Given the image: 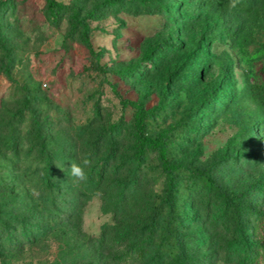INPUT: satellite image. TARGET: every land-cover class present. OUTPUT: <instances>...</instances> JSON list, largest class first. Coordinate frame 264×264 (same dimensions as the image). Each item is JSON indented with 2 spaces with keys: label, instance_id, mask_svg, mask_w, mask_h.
Here are the masks:
<instances>
[{
  "label": "rangeland",
  "instance_id": "374dc122",
  "mask_svg": "<svg viewBox=\"0 0 264 264\" xmlns=\"http://www.w3.org/2000/svg\"><path fill=\"white\" fill-rule=\"evenodd\" d=\"M57 1L0 0V264H264V0Z\"/></svg>",
  "mask_w": 264,
  "mask_h": 264
},
{
  "label": "trees",
  "instance_id": "16d2710c",
  "mask_svg": "<svg viewBox=\"0 0 264 264\" xmlns=\"http://www.w3.org/2000/svg\"><path fill=\"white\" fill-rule=\"evenodd\" d=\"M47 1L52 10L53 16L56 17L58 12L63 9L64 5L58 2L57 0H47ZM134 105L137 106V110L134 116V126L136 129L135 134H136L141 150L146 146L159 149L161 164L163 165L166 172L172 178L173 177L172 172H173L174 166L168 163V160L166 157V149H165V145L163 142L164 140L163 136L159 135L156 138H150L145 135L144 116L145 114L148 113V111H146L141 104L134 103ZM204 181L206 182V185L209 188H213V189L218 188L217 185L213 182V180L210 179L209 177L205 176ZM171 182H172V179L170 180V183ZM166 199L169 200V194L166 196ZM169 203H172V202L169 200ZM232 205L235 207V209L238 207V204L236 203H233ZM254 211L257 212L262 218H264V210L258 208V209H255ZM133 254L134 255L136 254V256L138 257H142V251L138 250L137 248L131 249V255Z\"/></svg>",
  "mask_w": 264,
  "mask_h": 264
},
{
  "label": "clouds",
  "instance_id": "9594fccd",
  "mask_svg": "<svg viewBox=\"0 0 264 264\" xmlns=\"http://www.w3.org/2000/svg\"><path fill=\"white\" fill-rule=\"evenodd\" d=\"M232 8L236 7V3L233 2L231 4ZM91 163L88 159H83L80 164H77L75 162L71 163L69 167V173L68 176L71 178H74V182H87L88 176L87 173L84 171V168L89 166Z\"/></svg>",
  "mask_w": 264,
  "mask_h": 264
}]
</instances>
